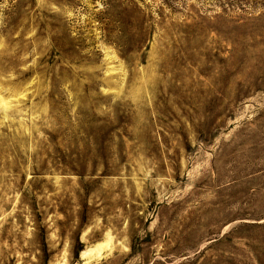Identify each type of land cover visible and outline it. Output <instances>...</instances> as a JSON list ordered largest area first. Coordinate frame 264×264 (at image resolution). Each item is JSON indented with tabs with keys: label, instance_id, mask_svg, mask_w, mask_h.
<instances>
[{
	"label": "rangeland",
	"instance_id": "rangeland-1",
	"mask_svg": "<svg viewBox=\"0 0 264 264\" xmlns=\"http://www.w3.org/2000/svg\"><path fill=\"white\" fill-rule=\"evenodd\" d=\"M0 264H264V0H0Z\"/></svg>",
	"mask_w": 264,
	"mask_h": 264
}]
</instances>
